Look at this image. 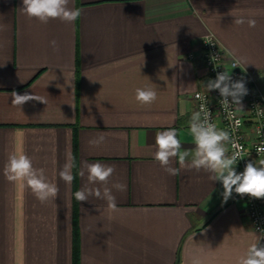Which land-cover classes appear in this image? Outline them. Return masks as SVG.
<instances>
[{
  "label": "crops",
  "instance_id": "obj_1",
  "mask_svg": "<svg viewBox=\"0 0 264 264\" xmlns=\"http://www.w3.org/2000/svg\"><path fill=\"white\" fill-rule=\"evenodd\" d=\"M22 6L0 0V264H74L76 244L79 264H236L258 236L245 202L234 191L224 202L221 182L181 168L178 158L169 175L154 159L155 133L175 129L190 162L193 94L209 81L208 33L264 91V0H69L82 10L71 23L29 19ZM241 16L256 26L235 24ZM240 73L230 70L232 80ZM137 88L155 90L156 100L138 102ZM13 91L46 104L14 106ZM241 106L250 146L253 118ZM101 134L103 142L90 143ZM13 152L44 170L57 198L41 203L6 179ZM85 162L114 167L107 187L116 212L102 199H75L82 187L99 186L87 185L86 171L81 177ZM66 163L67 184L59 177Z\"/></svg>",
  "mask_w": 264,
  "mask_h": 264
},
{
  "label": "clouds",
  "instance_id": "obj_2",
  "mask_svg": "<svg viewBox=\"0 0 264 264\" xmlns=\"http://www.w3.org/2000/svg\"><path fill=\"white\" fill-rule=\"evenodd\" d=\"M22 3L21 11L29 19L35 18L41 23H47L50 19H59L62 22L71 23L82 14L81 9L68 7L69 0H22ZM234 23L237 25L247 23L250 28L256 26L255 19H245L243 16L235 18ZM50 43L54 50H58L55 40ZM234 59L233 68L240 64L239 58ZM205 87L207 92L219 91L221 107L227 112L230 120L234 116V113L230 110L231 107L235 105L237 110H241L242 97L248 93L243 80L233 81L231 75L225 71L217 73L216 78L210 79ZM156 98L157 93L151 88L136 89L135 99L142 104H151ZM31 100L46 104L43 97L36 96L33 93L19 94L16 91L12 92L11 103L14 106L21 107ZM261 115H264V113H261ZM211 116L212 113L206 104H201L199 110L191 116L190 132L194 137L195 151L191 153L192 159L190 162L187 159L190 153L181 151L182 144L177 138L175 129L155 133L156 150L153 154L154 159L169 175H176L178 171L170 166L174 158H178L181 168H194L197 171L204 169L211 173L209 179L219 181L223 186L222 196L224 202H227L232 196L233 191L240 196L248 195L257 199L264 198V159H261L259 164L255 161L247 162L244 170L237 173L235 166L243 158V149L230 136L228 131L217 129ZM236 123L238 125L239 121ZM104 139V135L101 134L90 143L99 144ZM228 144L233 149L230 156L226 147ZM256 152L258 154L264 153V145L258 146ZM85 171L87 173V185L102 187H82L75 192V199L79 202L87 201L89 197L102 199L107 202V210L110 213L116 212L118 209L115 196L112 194V189L107 187L109 179L115 171L114 167L102 163L85 162L80 172L81 177H84ZM4 175L9 182H20L30 188L41 203H45L49 199H55L58 196L59 189L57 185L47 179L43 169L35 168L31 158L24 153L13 152L9 155L4 167ZM59 177L66 184L71 183L73 176L69 164L66 163L59 171ZM112 187L118 191H124L126 185L116 183ZM262 238H264V234L261 236L256 235V241L248 246L246 252L238 258L236 264H264V246L259 245V240ZM191 264H201V261L198 258H192Z\"/></svg>",
  "mask_w": 264,
  "mask_h": 264
},
{
  "label": "built area",
  "instance_id": "obj_3",
  "mask_svg": "<svg viewBox=\"0 0 264 264\" xmlns=\"http://www.w3.org/2000/svg\"><path fill=\"white\" fill-rule=\"evenodd\" d=\"M203 52L209 80L215 79L217 73L225 71L230 74V70H236L241 72V80L245 82V86L248 89L247 95L242 97V104L253 118L254 139L250 146L247 145V137L244 133V115L240 110H237L235 105L230 109L234 113L233 118L230 120L227 112L221 107V97L218 90L207 92L206 89H202L193 94L196 111L199 110L201 104H206L212 113L211 119L212 122L216 124L217 129L228 131L230 136L235 139L243 149V158L236 164L239 168V172H242L247 162L255 161L259 164V161L264 159V153L258 154L256 152L258 146L264 145V115H261V113H264V91L257 83L255 72L245 69L241 71L240 64L233 68L235 59L228 60L220 41L213 33H208L203 38ZM189 57H192V54ZM197 97L200 98L198 99ZM237 121H239L238 125L236 123ZM228 149L231 155L233 149L230 144H228ZM239 197L246 204L247 215L253 230L258 236H261L264 234V198L257 199L248 195H239ZM259 245L264 246V238L259 240Z\"/></svg>",
  "mask_w": 264,
  "mask_h": 264
},
{
  "label": "trees",
  "instance_id": "obj_4",
  "mask_svg": "<svg viewBox=\"0 0 264 264\" xmlns=\"http://www.w3.org/2000/svg\"><path fill=\"white\" fill-rule=\"evenodd\" d=\"M74 154L76 157L77 156V147H75V149H74ZM74 167H76V164L74 165ZM75 182H76V178H75ZM74 264H79V249H78L77 244H76L75 249H74Z\"/></svg>",
  "mask_w": 264,
  "mask_h": 264
}]
</instances>
